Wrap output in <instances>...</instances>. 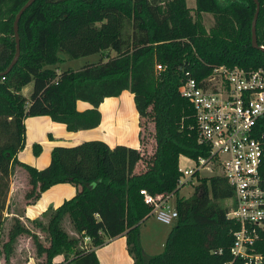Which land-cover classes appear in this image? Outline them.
Listing matches in <instances>:
<instances>
[{"label": "trees", "instance_id": "1", "mask_svg": "<svg viewBox=\"0 0 264 264\" xmlns=\"http://www.w3.org/2000/svg\"><path fill=\"white\" fill-rule=\"evenodd\" d=\"M27 0H0V73L15 54L13 22ZM256 23L264 46V0ZM253 0H35L19 20L20 56L0 75V258L13 264L20 236H29L37 264H99L95 247L125 236L132 264H224L237 223L227 218L221 201L233 197L224 177H199L190 197L178 196L180 156L197 159L209 149L198 142L194 111L179 87L189 76L201 80L214 67H264V52L251 44ZM213 16L206 29L203 14ZM105 49L101 57L80 69L59 70L60 53L79 58ZM156 64L162 69L156 70ZM32 83L25 97L21 90ZM133 94L140 126L153 125L150 155L125 145L110 147L100 140L55 146L49 164L37 169L17 159L25 146L24 120L48 115L69 131L99 125V105L122 91ZM78 100L92 107L76 109ZM256 133L264 141V115ZM140 142L144 137L140 132ZM41 146L33 144L38 155ZM143 164L141 170L137 165ZM16 166L28 177L27 203L53 185L70 183L76 194L42 219L29 220L48 235L44 244L18 216L6 221L10 177ZM173 193L177 219L162 252L148 255L141 242V226L152 207L140 193ZM68 219L72 235L64 228ZM254 251L264 256V228ZM90 238L89 245L84 238ZM57 255L64 260L54 263ZM233 264H239L234 261Z\"/></svg>", "mask_w": 264, "mask_h": 264}, {"label": "built area", "instance_id": "2", "mask_svg": "<svg viewBox=\"0 0 264 264\" xmlns=\"http://www.w3.org/2000/svg\"><path fill=\"white\" fill-rule=\"evenodd\" d=\"M186 75L179 91L193 108L198 142L209 152L197 159L182 156L192 164L178 162L177 186L192 183L194 177H224L234 192L226 216L237 223L229 248L232 260L224 264H264V256L254 251L258 231L264 228V141L256 133L264 115V67L220 65L201 80ZM140 193L152 207L150 215L174 224L178 214L173 193Z\"/></svg>", "mask_w": 264, "mask_h": 264}, {"label": "crops", "instance_id": "3", "mask_svg": "<svg viewBox=\"0 0 264 264\" xmlns=\"http://www.w3.org/2000/svg\"><path fill=\"white\" fill-rule=\"evenodd\" d=\"M56 70L59 71V67ZM31 91L32 85L29 84L21 90L25 97H28ZM91 107L88 102L81 100L76 102V109L80 112ZM98 110L100 112L99 125L78 131L67 130L64 123L56 122L48 115L25 118V146L17 153V159L22 163L42 169L49 164L51 151L55 146H72L90 140L103 141L110 147L125 145L138 150L142 149L140 142L142 127L133 94L129 90L122 91L118 96L105 98ZM34 143L41 146L38 155L33 152ZM29 188L25 170L16 166L10 177L7 207L4 213L6 221H9L12 216H18L25 225L33 219L46 220L44 217L46 211L58 207L63 201L73 197L77 191L76 187L70 183H60L43 191L37 200L27 203L25 194ZM169 231L170 225L160 222L153 215L148 216L141 226V242L145 252L148 255L160 253L164 248ZM22 237L20 236L19 240ZM94 250L99 264L133 263V259L127 251L126 238L123 235L95 247ZM63 260L64 255H58L57 258H54L55 262ZM22 262L24 264H37L31 253ZM0 264H4L2 258H0ZM17 264L20 263L17 262Z\"/></svg>", "mask_w": 264, "mask_h": 264}, {"label": "rangeland", "instance_id": "4", "mask_svg": "<svg viewBox=\"0 0 264 264\" xmlns=\"http://www.w3.org/2000/svg\"><path fill=\"white\" fill-rule=\"evenodd\" d=\"M187 5L189 8L193 9L192 7H195V0H188ZM213 21H214L213 16L210 13H204L203 14V23H204L206 29H209L213 25ZM113 55H115V52L112 51L111 49H105L100 53H95V54H91V55H87V56H83V57H79V58H72V59L68 58L63 53H60L62 60L58 64V67H59L60 71L66 70V69L77 70V69H80L83 65H85L87 63L98 62L101 57H104V60H106L105 59L106 56H113ZM29 85H32V83H29ZM152 131H153L152 123L148 120H146V121L144 120L143 125H142V135L144 137L145 142L143 143L141 150H142V152H144L148 155L151 154V152L153 150V146H154V140L152 138ZM179 161H180V164L182 166L187 165V164H192L191 161L185 160L182 156H180ZM142 168H143V164L139 163L137 165L136 169L141 170ZM198 182H199L198 178L194 177L192 179V183L189 182V184L181 187L178 190V196H183L185 198L190 197L193 193L194 187L198 184ZM21 203L23 204V202H21ZM21 203H20V205H22ZM221 204L229 207V206H231V201H230V199H225V200L221 201ZM42 221H44L46 223V220H42ZM9 222L10 221H8L7 225H9ZM27 225L30 227V229H32V231L36 232V234L38 235L40 240L45 245L48 244V235L44 229L37 227L36 225H34V223H28ZM171 227H172V225H170V230H171ZM64 228L67 230V232H69V234L76 235L71 230V225H70L67 218L64 221ZM83 241L86 245H89V240L84 239ZM34 249H35V247L33 245L31 237L23 236L20 240L18 238L16 247H15V251H14V257L12 258V263L17 264V262H19L20 264H24L22 261L24 260V258L26 256H30V253L33 254L34 259L37 260L36 256H35ZM57 256H55L54 258H57ZM53 262L58 263V262H55L54 259H53Z\"/></svg>", "mask_w": 264, "mask_h": 264}, {"label": "water", "instance_id": "5", "mask_svg": "<svg viewBox=\"0 0 264 264\" xmlns=\"http://www.w3.org/2000/svg\"><path fill=\"white\" fill-rule=\"evenodd\" d=\"M35 0H27L25 4L18 10V12L15 15L14 22H13V32H14V40H15V54L8 65L7 69L3 73H7L10 71V69L16 64L19 56H20V38H19V20L24 11L34 2ZM255 3V12L251 21V44L254 48L259 49L264 52V46L259 45L257 41V35H256V23L257 18L260 11V2L259 0H253ZM3 73H0L2 75Z\"/></svg>", "mask_w": 264, "mask_h": 264}]
</instances>
